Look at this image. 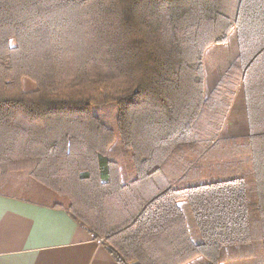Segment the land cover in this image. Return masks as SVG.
<instances>
[{
  "label": "trees",
  "instance_id": "1",
  "mask_svg": "<svg viewBox=\"0 0 264 264\" xmlns=\"http://www.w3.org/2000/svg\"><path fill=\"white\" fill-rule=\"evenodd\" d=\"M220 2L0 0V194L64 209L121 264H264V0ZM232 33L206 95L204 55ZM241 88L249 134L226 140ZM112 102L117 134L93 112ZM16 173L36 191L7 193Z\"/></svg>",
  "mask_w": 264,
  "mask_h": 264
},
{
  "label": "crops",
  "instance_id": "2",
  "mask_svg": "<svg viewBox=\"0 0 264 264\" xmlns=\"http://www.w3.org/2000/svg\"><path fill=\"white\" fill-rule=\"evenodd\" d=\"M0 264L121 263L64 209L0 194Z\"/></svg>",
  "mask_w": 264,
  "mask_h": 264
},
{
  "label": "rangeland",
  "instance_id": "3",
  "mask_svg": "<svg viewBox=\"0 0 264 264\" xmlns=\"http://www.w3.org/2000/svg\"><path fill=\"white\" fill-rule=\"evenodd\" d=\"M235 0H221V11L235 18V13L238 8V4H235ZM228 43L224 45L215 46L211 48L204 55L203 66L205 70L206 78V95H209L211 91L215 90L216 86L219 83H223L226 77L224 72L227 67L231 66L233 63V58L235 55L236 47V37L232 33L229 37ZM12 43H15L13 41ZM223 78V79H222ZM93 112L95 115L99 116L109 127L115 130L116 132V116L118 112V107L116 102H112L105 105H98L93 107ZM117 134V132H116ZM249 134V121L247 115L246 101L242 88L239 89L236 97L230 104L227 113H226V122L223 129L222 137H225L226 140H237L238 142H243L244 139ZM119 140L116 138V144L113 145L112 150L115 151L120 157V162H122L124 171L123 176L129 178L131 176L130 171L126 169V166L129 164V159L127 158L123 149L120 148ZM9 175V174H8ZM197 182L195 180H186L185 184H192ZM34 183V184H33ZM5 185L8 189H5L7 193L15 195H25V193H33L35 187V182L26 181V179L20 174H11L6 179ZM42 198V197H41ZM41 198H34L35 201H41ZM53 201V200H52ZM183 210L187 216V221L192 228L193 232L195 231V224L193 222V216L189 210L188 204L182 202ZM263 257L259 253H254L251 250H239L233 252L232 258L224 264H263ZM194 262L196 264H202L204 262L203 258H197ZM188 264H195L193 262Z\"/></svg>",
  "mask_w": 264,
  "mask_h": 264
}]
</instances>
